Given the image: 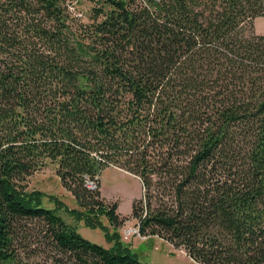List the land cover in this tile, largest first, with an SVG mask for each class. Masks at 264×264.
Returning <instances> with one entry per match:
<instances>
[{"label":"trees","instance_id":"obj_1","mask_svg":"<svg viewBox=\"0 0 264 264\" xmlns=\"http://www.w3.org/2000/svg\"><path fill=\"white\" fill-rule=\"evenodd\" d=\"M87 1L85 35L72 0H0V264H33L15 247L25 218L45 223L52 264H149L86 184L108 165L140 179L141 235L200 264H264V0ZM47 161L110 246L25 191Z\"/></svg>","mask_w":264,"mask_h":264},{"label":"rangeland","instance_id":"obj_2","mask_svg":"<svg viewBox=\"0 0 264 264\" xmlns=\"http://www.w3.org/2000/svg\"><path fill=\"white\" fill-rule=\"evenodd\" d=\"M92 6L93 3L87 0H72L68 4L71 31L84 32L86 35L83 27L91 20ZM252 25L253 32L264 33V16L255 17ZM56 172L57 164L47 161L26 177L25 191L28 193L40 191L42 206L56 209V212L67 223L74 225L85 239L105 247L110 246L111 243L106 241L100 227L89 228L85 225L82 216L84 209L77 204L71 192L63 186ZM97 178L98 183L92 181L88 187L92 190H99L98 198L104 202L117 204L116 212L119 216L126 218L118 228L120 239L136 253L140 261L149 264H200L194 262L186 254L184 248H174L158 236L137 233L123 240L125 229L136 228L137 220L131 213L133 202L142 195L140 179L113 165L104 167ZM100 218L103 225L108 227L106 218L104 216ZM45 228V223L35 218H25L17 224L15 247L23 261L33 264H52L57 251L48 239Z\"/></svg>","mask_w":264,"mask_h":264},{"label":"built area","instance_id":"obj_3","mask_svg":"<svg viewBox=\"0 0 264 264\" xmlns=\"http://www.w3.org/2000/svg\"><path fill=\"white\" fill-rule=\"evenodd\" d=\"M90 183H92V181H89V180L86 181L87 186H88V184H90ZM137 233H139L137 227H136V228H130V229H128V230L125 229V231L123 232V237H122V239H123V240H127L128 236H130V235H132V234H137Z\"/></svg>","mask_w":264,"mask_h":264},{"label":"crops","instance_id":"obj_4","mask_svg":"<svg viewBox=\"0 0 264 264\" xmlns=\"http://www.w3.org/2000/svg\"><path fill=\"white\" fill-rule=\"evenodd\" d=\"M257 33V32H256ZM258 34H264V33H258ZM159 238V237H158ZM159 239H161V240H163L162 238H159ZM164 242H166L168 245H169V243L167 242V241H165V240H163Z\"/></svg>","mask_w":264,"mask_h":264}]
</instances>
